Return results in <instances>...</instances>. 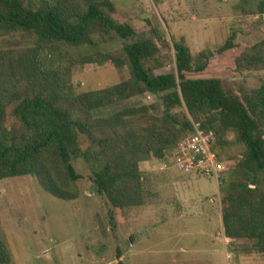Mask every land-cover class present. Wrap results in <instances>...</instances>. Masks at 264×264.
Here are the masks:
<instances>
[{
    "label": "trees",
    "instance_id": "trees-1",
    "mask_svg": "<svg viewBox=\"0 0 264 264\" xmlns=\"http://www.w3.org/2000/svg\"><path fill=\"white\" fill-rule=\"evenodd\" d=\"M239 2L243 18L264 16V0ZM114 11L111 0H0V38L17 34L34 38L29 47L0 50V182L31 176L53 198L76 201L80 176L72 163L82 160L96 192L113 209L141 208L146 202L148 165L170 157L192 134L193 122L199 123L214 133L216 145L228 146L225 137L230 134L232 144L241 147L233 168L218 182L224 236L249 242L247 255H264V83L250 94L238 95L226 92L218 79L187 78L204 72L215 56L238 48L234 35L220 48L196 56L184 39L174 40L175 72L158 75L146 66L168 47L157 29L151 30L150 38L101 52L100 43L137 36L131 25L113 20ZM81 47L97 52L76 61L68 56L70 49ZM42 53L68 66L46 67ZM234 62L238 73L264 72V38ZM76 64H110L126 79L76 95L67 79ZM144 95L157 100L108 117L92 115ZM11 105L21 123L19 131L5 126ZM79 136L89 142L85 151ZM217 158L224 163L218 154ZM11 263L0 234V264Z\"/></svg>",
    "mask_w": 264,
    "mask_h": 264
},
{
    "label": "rangeland",
    "instance_id": "rangeland-1",
    "mask_svg": "<svg viewBox=\"0 0 264 264\" xmlns=\"http://www.w3.org/2000/svg\"><path fill=\"white\" fill-rule=\"evenodd\" d=\"M111 1L115 6L113 20L131 25L137 36L100 43L99 51L119 50L136 40L150 38L151 30L157 29L168 47L146 66L152 74L158 75L175 72L174 40L184 39L191 54L196 56L203 50L220 48L234 35L238 48L215 56L204 72L187 74V78L218 79L226 92L238 95L250 94L264 83V72L238 73L235 68L236 57L264 38V16L243 18L239 0ZM33 42V37L21 34L3 37L0 50L29 47ZM96 52L88 47L72 48L68 56L76 61ZM41 59L46 67L68 66L67 62L47 53H42ZM68 77L76 95L102 90L126 79L123 71L110 64H76L71 66ZM156 100L155 96L144 95L95 110L92 115L108 117ZM14 109L15 105L7 109L8 131L21 129ZM225 139L228 146L220 147L215 140L213 150L226 163L223 171L226 174L239 158L241 147L232 144V135H226ZM79 146L85 151L88 140L79 136ZM72 164L80 176L77 181L80 197L76 201L53 198L31 176L0 182V234L11 252V264H118L119 261L123 264H248L241 258L247 255L249 242L233 241L225 247L222 240L200 234L198 207L201 202L213 204L221 213V204L217 205L216 200L217 196L221 200L216 180L184 176L176 168L166 172L146 170L145 206L123 212L113 209L106 198L96 192L90 171L82 160ZM183 199L192 203L183 205ZM211 199L213 202L209 201ZM179 216L185 218L179 219ZM170 235H176L177 239L169 241ZM171 248L174 251L169 253ZM250 264H264V255L254 256Z\"/></svg>",
    "mask_w": 264,
    "mask_h": 264
},
{
    "label": "built area",
    "instance_id": "built-area-1",
    "mask_svg": "<svg viewBox=\"0 0 264 264\" xmlns=\"http://www.w3.org/2000/svg\"><path fill=\"white\" fill-rule=\"evenodd\" d=\"M215 140L213 132H206L199 123L193 122L192 134L177 145L170 157L157 161L160 165L159 170L168 171L176 168L184 176L214 179L218 183L225 166L218 160L213 150ZM217 197L220 205L219 196ZM209 201L213 202V199Z\"/></svg>",
    "mask_w": 264,
    "mask_h": 264
},
{
    "label": "crops",
    "instance_id": "crops-1",
    "mask_svg": "<svg viewBox=\"0 0 264 264\" xmlns=\"http://www.w3.org/2000/svg\"><path fill=\"white\" fill-rule=\"evenodd\" d=\"M149 167L148 172H166V171H160L159 170V163L157 161H153L151 162ZM177 200V199H176ZM181 203L183 205H186L188 203H192V200H187V199H183V201H181ZM209 203V202H208ZM219 205V204H217ZM198 212H199V220L202 224V228H201V236L205 235L207 237H209L210 239H214V240H222V242H224V246H229L228 244H231L229 242H233V241H229L225 238L224 236V229H223V225H222V217H221V213L220 210L217 209L213 204L207 205V203H202L201 202V207H198ZM179 219L185 218L182 216L178 217ZM184 220V219H183ZM223 237V238H221ZM177 239V236H173L170 235L169 236V241H173ZM227 241H226V240ZM214 240H210V242L214 243ZM215 244V243H214ZM214 247V246H213ZM185 251L184 249H180V251ZM173 248H171V251L169 253H172ZM226 251L224 250V253ZM258 255V254H256ZM255 254H250V255H246L241 258V261H247L248 264H250V261L254 258V256H256Z\"/></svg>",
    "mask_w": 264,
    "mask_h": 264
}]
</instances>
